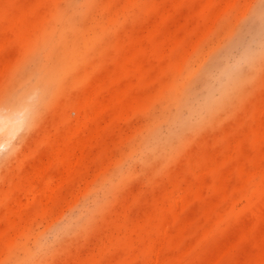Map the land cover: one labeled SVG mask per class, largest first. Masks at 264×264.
<instances>
[{
    "label": "rangeland",
    "instance_id": "374dc122",
    "mask_svg": "<svg viewBox=\"0 0 264 264\" xmlns=\"http://www.w3.org/2000/svg\"><path fill=\"white\" fill-rule=\"evenodd\" d=\"M1 43L0 264H264V0H0Z\"/></svg>",
    "mask_w": 264,
    "mask_h": 264
},
{
    "label": "bare ground",
    "instance_id": "6f19581e",
    "mask_svg": "<svg viewBox=\"0 0 264 264\" xmlns=\"http://www.w3.org/2000/svg\"><path fill=\"white\" fill-rule=\"evenodd\" d=\"M232 2H233V1H232ZM229 3H230V1H229ZM29 4H31V2H30ZM230 4H232V3H230ZM226 5H227V4H226ZM226 5H225V6H226ZM228 5H229V4H228ZM30 6H31V5H30ZM226 7H227V6H226ZM30 9H31V8H30ZM30 9H29V10H30ZM224 9H225V8H224ZM226 9H227V8H226ZM118 10H119V9H118ZM217 11H218V10H217ZM220 11H221V10H220ZM94 12H95V11H94ZM116 12H117V11H116ZM116 12H115V13H116ZM143 12H144V11H143ZM221 12H222V11H221ZM221 12H220V13H221ZM24 13H26L25 15L28 14V12H24ZM117 13H118V12H117ZM215 13H216V12H215ZM242 13H243V12H242ZM97 14H98V13H97ZM219 15H220V14H219ZM240 15H241V14H240ZM244 15H245V14H244ZM18 16H19V17H18ZM18 16H17L18 18L21 17L20 14H18ZM38 16H39V15H38ZM38 16H37V17H38ZM86 16H87V15H86ZM115 17H116V16H115ZM18 18H16V19H18ZM214 18H215V17H214ZM217 18H218V16H217ZM21 19H22V17H21ZM38 19H40V18L38 17ZM239 20H240V19H239ZM88 21H89V20H88ZM16 22H18V20H16ZM16 22H15V23H16ZM95 25H96V23H95ZM95 25H94V26H95ZM12 26H13V25H12ZM27 26H28V25H27ZM82 26H83V25H82ZM91 26H92V25H91ZM212 26H213V24H212ZM210 27H211V26H210ZM18 28H19V27H18ZM86 28H87V27H86ZM14 29H15V28H14ZM19 29H20V28H19ZM208 31H209V30H208ZM71 32H72V31H71ZM74 32H75V31H74ZM80 33H81V31H80ZM201 34H202V33H201ZM71 35H72V34H71ZM72 36H73V35H72ZM143 36H144V35H143ZM89 40H90V38H89ZM2 43H3V42H2ZM2 43L0 44V46H2ZM5 43H6V41H5ZM195 43H196V42H195ZM138 44H139V43H138ZM173 46H174V45H173ZM191 47H193V45H191ZM186 49H187V48H186ZM186 49H185V50H186ZM134 51H135V50H134ZM4 52H5V51H3V53H4ZM14 52H15V51H14ZM135 52H136V51H135ZM208 53H209V52H208ZM130 54H131V53H130ZM130 54H129L128 56H131ZM184 55H185V54H184ZM13 56H14V55H13ZM186 56H187V55H186ZM9 58L11 59V57H9ZM184 58H185V56H184ZM186 58H187V57H186ZM262 59H264V57H263ZM11 60H14V59H11ZM202 61H203V60H202ZM7 63L10 64V62H7ZM11 63H12V62H11ZM2 64L5 65L4 63H2ZM2 64H1V65H2ZM8 64H7V65H8ZM91 64H92V63H91ZM2 68H3V66H2ZM187 77H188V76H187ZM102 78H103V77H102ZM99 79H100V78H99ZM106 80H107V79H106ZM106 80H105V81H106ZM97 82H98V79H97V81H96L95 83H97ZM134 82H135V81H134ZM93 83H94V82H93ZM236 83H237V82H236ZM100 84H103V81H101ZM68 85H69V84H68ZM93 86H94V85H93ZM93 86H92V88H91L92 91H91V89H90L89 91H91L90 93L94 95V94H95L94 91H97L98 89H96V87L94 88ZM122 86H123V85H122ZM122 86H121V87H122ZM124 88H125V87H124ZM179 88H181V86H180ZM179 88H178V89H179ZM93 89H95V90H93ZM66 92H67V91H66ZM86 92H87V91H86ZM134 94H135V93H134ZM87 95H88V97L85 96V97L83 98V100L80 99V101L83 102L84 99L86 98L85 100L87 101V105H85L84 108H82V110L80 111V113L83 112V111H85L86 108L89 107L90 104H92V101L90 100L91 97H89L90 94L87 93ZM107 95H108V97H109L110 94H107V93H106V96H107ZM113 95H114V94H113ZM91 96H92V95H91ZM106 96L103 95L102 97H105V98H106ZM110 96H111V95H110ZM92 97H93V96H92ZM28 100H29V99L27 98V96H26V97L23 96L22 99H19V100L15 101V102H14L15 104H14L9 110H6V111H7L6 113H2V112L0 113V128H3V130L1 129L0 132H1V131H4V130L7 128V129H8V134L12 135L13 133H15V131H17V129L20 127V125H22L21 123H22L23 121H25V117H24V115H23V114H25L24 111H28L29 109H31V103H30ZM104 100H105V103H106V100H108V98H106V99H104ZM104 100H101V101H102V104H104V102H103ZM86 101H84L83 104H85ZM88 101H90L91 103L88 104ZM82 102H81L80 104H82ZM107 102H108V101H107ZM63 103H65V102H63ZM80 104H79V105H80ZM99 104H100V103H99ZM63 105H64V104H63ZM263 105H264V104H263ZM80 106L83 107L82 105H80ZM62 107H63V106H62ZM98 108H99V106H98ZM98 108H96L95 110L98 111V110H99ZM261 108H263V107L261 106V107H260V110H262ZM105 109H106V108H105ZM263 109H264V108H263ZM59 110H61V109H59ZM63 110H64V109H63ZM87 110H88V112L86 111V113H88L87 115H89L90 111H89V109H87ZM1 111H2V109H1ZM99 111L101 112V110H99ZM99 111H98V112H99ZM4 112H5V111H4ZM93 112H94V110H93ZM98 112H97V113H98ZM105 112H106V111H105ZM260 112H261V111H260ZM263 112H264V111H263ZM91 113H92V112H91ZM97 113H93V115H91V117L94 116V115L97 114ZM108 113H109V111H108ZM81 114L84 115V116L82 115L83 118H84L85 116H87V115H85V112H83V113H81ZM98 114H99V113H98ZM101 114H102V112H101ZM260 114H261V116H262L263 113H260ZM59 115H60V114H59ZM28 116H29V115H28ZM64 116H65V115H64ZM80 116H81V115H80ZM261 116H260V117H261ZM59 117H61V116H59ZM70 117H71V114H70ZM62 118H63V116H62ZM86 118H88V119H84V120H89V121H90V115H89V117H86ZM261 118H262V117H261ZM117 119H118V118H117ZM26 120H27V119H26ZM80 121H81V122H80V124H81L80 127H83L82 124H83L84 122H82L81 119H80ZM258 121H260V120H258ZM53 122H54V121H53ZM58 122H59V121H58ZM75 122L78 123L79 120H77V121L75 120ZM101 123H102V122H101ZM103 123L106 124L105 121H104ZM263 123H264V121H263ZM259 124H260V123H259ZM105 126H106V125H105ZM263 126H264V125H263ZM263 126L261 125V127H263ZM54 127H55V128L57 127L56 129L58 130V126H54ZM76 127L78 128L77 125H76ZM49 128H50V127H49ZM55 128H54V130H55ZM66 128L68 129V127H66ZM101 128H102V126H101ZM101 128H100V131H101ZM47 129H48V128H47ZM256 129H257V127H256ZM79 130H80V129H78V130L76 131V134L79 132ZM259 130H260V129H259ZM67 131H68V130H67ZM71 131H72V130H71ZM73 131H75V130H73ZM73 131H72V132H73ZM90 133H91V132H90ZM50 134H51V133H50ZM88 134H89V133H88ZM93 134H94V133H93ZM262 134H264V132H263ZM53 135H55L54 132H53ZM71 135L73 136V134H71ZM49 136H52V135H49ZM65 136H66V135H65ZM81 136H82V135H81ZM47 137H48V135H47ZM60 137H61V136H60ZM60 137H59V138H60ZM82 137H84V138L86 137V139L88 138L87 136H82ZM237 137H238V136H237ZM50 138H51V137H50ZM84 138H83V140H82V139L78 140L79 143H81V144H80L81 146H82V144L84 143ZM89 138H90V137H89ZM260 138H261V137H260ZM260 138H259V139H260ZM46 139H47V138H46ZM71 139H72V137H71ZM90 139H91V138H90ZM51 140H52V139H51ZM51 140H50V141H51ZM239 140H241L240 137H239ZM47 141H49V139H48ZM59 141H61V140H59ZM80 141H81V142H80ZM88 141H89V140H88ZM232 141H233V140H232ZM61 142H62V141H61ZM61 142L58 143V141H57L58 144H60ZM82 142H83V143H82ZM239 142H240V141H239ZM71 143L73 144V142H71ZM85 143H87V142H85ZM88 143H89V142H88ZM233 143H234V142H233ZM33 144H34V143H33ZM76 144H77V142H76ZM92 144H93V143H92ZM234 144H236V143H234ZM77 145H78V144H77ZM83 145L86 146V144H83ZM54 146H57V144L55 143ZM236 146H237V145H233L234 148H236ZM57 147L60 148V146H57ZM78 147H79V146H78ZM233 147H231V148L233 149ZM54 148H55V147H54ZM58 148H56L57 150H56V151L54 150V151L52 152V154H54V153H57V154H58V152H57V151H58ZM52 149H53V148H52ZM71 149H72V148H71ZM80 149H81V147H80ZM50 150H51V149H50ZM59 150H60V149H59ZM83 150H84V149H83V147H82V151H81V150H80V151L83 152ZM85 150H86V149H85ZM234 150H235V149H234ZM29 151H30V150H29ZM231 151H232V150H231ZM50 152H51V151H50ZM78 152H79V150H78ZM69 153H70V152H69ZM216 153H218V151H217ZM216 153H215V155H216ZM54 155H55V154H54ZM54 155H49V157H50V156H54ZM80 155H81V154H80ZM228 155H230V154L228 153ZM74 156H76L75 158H77V155H74ZM83 156H84V155H81V156H79V157L81 158V157H83ZM24 157H25V156H24ZM47 157H48V156H47ZM49 157H48V158H49ZM79 157H78V158H79ZM215 157H216V156H215ZM228 157H229V156H228ZM48 158H47V159H48ZM59 158H60V157H59ZM83 158H84V157H83ZM215 159H216V158H215ZM20 160H21V159H20ZM77 160H78V159H77ZM77 160H76V161H77ZM21 161H22V160H21ZM48 161L51 162L52 160L50 161V158H49ZM76 161H75V162H76ZM36 162H37V161H36ZM75 162H74V163H75ZM78 162H79V160H78ZM216 162H217V161H216ZM43 164H45V163H42V165H43ZM67 164H68V163H67ZM71 164H73V162H72ZM71 164H70L69 167H68L69 170H70L71 167H73V166H74V168H75V164H73V166H71ZM211 164H212V163H211ZM47 165H48V162H47ZM49 165L51 166L52 163H49ZM50 166H49V167H50ZM44 167H45V169H47L48 166H46V165L40 166V165H39V168L42 169V170H43ZM49 167H48V169H49ZM207 167H208V166H207ZM26 168H28V167H26ZM39 168H38V171H37V172L35 171V173H39V172H40V169H39ZM66 168H67V167H66ZM103 168H104V167H103ZM259 168H260V167H259ZM45 169H44V170H45ZM48 169H47V170H48ZM14 170H15V169H14ZM203 170H204V169H203ZM205 170H209V169L206 168ZM17 171H18V170H17ZM17 171H16V173H17ZM30 171H31V170H30ZM70 171H71V170H70ZM255 171H256V170H255ZM255 171H254V172H255ZM42 172H45V171H42ZM255 173H256V172H255ZM259 173H260V172H259ZM13 174H14V172H13ZM40 174H41V172H40ZM43 174H44V173H43ZM63 174H64V172H63ZM230 174H231V173H230ZM14 175H15V174H14ZM17 175L20 176V173L17 174ZM25 175H27V172H26ZM25 175L23 174V177H24L23 179L26 180ZM51 175H52V174H51ZM21 176H22V174H21ZM39 176H40V175H39ZM44 176H45V175H44ZM250 176H251V175H250ZM12 178H13V177L10 176V179H12ZM38 178H39V177H38ZM50 178H51V176H50ZM53 178H54V177H53ZM57 178H58V177H57ZM63 178H64V176H63ZM203 178H204V177H203ZM245 178H246V177H245ZM60 179H61V178H60ZM226 179H227V178H226ZM55 180L57 181V179H55ZM23 181H24V180H23ZM23 181H22V182H23ZM52 181H53V180H52V178H51V179H50V183H51ZM63 181H64V180H63ZM204 181L206 182V178H204ZM5 182H6V181H5ZM9 182H10V180H9ZM59 182H60V181H59ZM202 182H203V181H202ZM205 182H204V183H205ZM13 183H14V182H13ZM25 183H26V182H25ZM25 183H24V184H25ZM46 183H47V182H46ZM52 183H54V182H52ZM52 183H51V184H52ZM200 183H201V182H200ZM36 184H37V183H36ZM36 184H34V185H36ZM51 184H48L47 186H49V185H51ZM7 185H8V184H7ZM13 185H14V184H12V186H13ZM15 185H16V182H15ZM18 185H19V184H18ZM26 185H27V183H26ZM52 185H55V183L52 184ZM52 185H51V187H52ZM57 185H58V184H57ZM57 185L55 186L56 189H57ZM201 185H204V184H201ZM32 186H33V184L31 185V189H33V187H34V186H33V187H32ZM189 186H190V185H189ZM13 187H16V186H13ZM186 187H187V186H186ZM201 187H202V186H201ZM2 188H4V187H2ZM7 188L9 189V188H12V187H11V186L9 187V185H8ZM23 188H24V186H23ZM37 188L39 189V187H37ZM37 188H35L36 192H38V189H37ZM55 188H53V190H51V193H54ZM170 188H171V187H170ZM12 189H13V188H12ZM47 189H48L47 191L50 192L49 188H47ZM51 189H52V188H51ZM186 189H187V188H186ZM201 189H202V188H201ZM33 190H34V189H33ZM35 190H34V191H35ZM170 190H171V189H170ZM192 190H193V189H192ZM2 191H3V190H2ZM4 191H5V190H4ZM13 191H14V190H13ZM31 191H32V190H31ZM31 191H30V192H31ZM34 191H32V193H33ZM184 191H186V190H184ZM177 192H178V191H177ZM192 192H193V191H192ZM4 193H6V196H7V194H8V190H7V192H4ZM32 193H31V195H32ZM51 193H50V195H52ZM185 193H188V192H185ZM19 194H20V193H19ZM25 194H26V193H25ZM25 194H24V195H25ZM27 194H28L27 197L29 198V192H28V191H27ZM27 194H26V195H27ZM188 194H189V193H188ZM4 195H5V194H4ZM16 195H18V193H16ZM50 195H49V196H50ZM2 196H3V195H1V197H2ZM18 196H19V195H18ZM33 196H34V194H33ZM35 196H36V195H35ZM49 196H48L47 198H50V199H51V196H50V197H49ZM52 196H53V195H52ZM176 196H177V195H176ZM179 196H180V195H179ZM4 197H5V196H3V199H4ZM7 197H8V196H7ZM30 197H31V196H30ZM181 197L183 198L184 196L181 195L179 199H176V201H177V200H180V199L182 200ZM186 197H187V196H186ZM17 198H18V197H17ZM33 198H34V197H33ZM47 198H46V199H47ZM176 198H177V197H176ZM46 199H45V200H46ZM188 199H189V198H188ZM181 200H180V201H181ZM13 201H14V200H13ZM24 201H25V200H24ZM49 201H50V200H49ZM174 201H175V199H174ZM17 202H18V201H17ZM47 202H48V201H47ZM178 203H179V202H178ZM178 203H176V204H178ZM181 203H182V202H181ZM18 204H19V203H18ZM172 204H173V203H172ZM15 205H16V204H15ZM19 205H20V204H19ZM184 205H185V204H184ZM9 206H10V205H9ZM29 206H30V203H29ZM29 206H28L27 208H30ZM11 207H12V206H11ZM11 207H9V208L11 209ZM178 207H180V206L178 205ZM178 207H177V208H178ZM13 208H14V207H13ZM25 209H26V208H25ZM30 209H31V208H30ZM30 209H29V210H30ZM11 210H12V209H11ZM15 210H16V209H15ZM21 210H22V205L20 206L19 212H20ZM29 210H28V211H29ZM179 210H181V209H179ZM179 210H177V211H179ZM31 212H32V211H31ZM31 214H32V213H31ZM26 217H27V216H26ZM9 219H11V218H9ZM18 219H19V218H18ZM25 219H26V218H25ZM188 219H189V218H188ZM141 220H142V219H141ZM185 221H186V220H185ZM0 222L2 223V221H0ZM186 222H188V221H186ZM12 223H13V222H12ZM17 223H18V222H17ZM184 223H185V222H184ZM189 223H190V222H189ZM186 224H187V223H186ZM4 225H5V224H4ZM167 225H168V223H167L166 225H164V226H167ZM182 226L184 227V226H186V225L182 224ZM164 228H166V227H163V229H164ZM167 228H168V227H167ZM167 228H166V229H167ZM166 229L163 230L165 235H166V233H165ZM262 229H263V228H262ZM110 231H111V230H110ZM263 234H264V233H263ZM107 235H108V234H107ZM109 238H110V237H109ZM109 238H108V239H109ZM111 239H112V238H111ZM104 241H105V240H104ZM109 242H110V241H109ZM233 242H234V241H233ZM259 242H260V241H259ZM105 245H106V244H105ZM159 249H160V248H159ZM158 251H159V250H158ZM159 253H160V252H159ZM95 256H96V255H95ZM91 257H92V256H91ZM94 258H95V257H94ZM216 258H217V257H216ZM95 259H96V258H95ZM96 260H97V259H96ZM157 260H158V259H157ZM82 261H83V260H82ZM214 261H215V260H214ZM84 262H85V258H84ZM155 262H156V261H155ZM241 262H243V261H241ZM241 262H240V263H241ZM240 263H239V264H240Z\"/></svg>",
    "mask_w": 264,
    "mask_h": 264
}]
</instances>
